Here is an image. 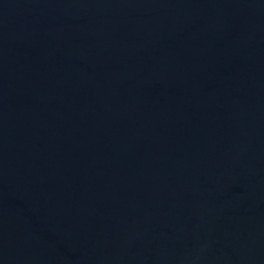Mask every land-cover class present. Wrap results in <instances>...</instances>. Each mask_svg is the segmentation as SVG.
Returning a JSON list of instances; mask_svg holds the SVG:
<instances>
[{"label":"water","instance_id":"obj_1","mask_svg":"<svg viewBox=\"0 0 264 264\" xmlns=\"http://www.w3.org/2000/svg\"><path fill=\"white\" fill-rule=\"evenodd\" d=\"M0 264H264V0H0Z\"/></svg>","mask_w":264,"mask_h":264}]
</instances>
